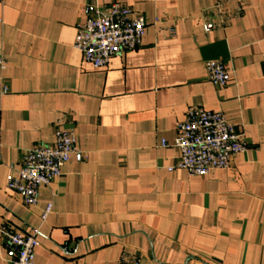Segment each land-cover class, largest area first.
Returning <instances> with one entry per match:
<instances>
[{"label":"crops","instance_id":"0c3cea01","mask_svg":"<svg viewBox=\"0 0 264 264\" xmlns=\"http://www.w3.org/2000/svg\"><path fill=\"white\" fill-rule=\"evenodd\" d=\"M114 1L145 33L94 68L77 26ZM0 56V226L40 228L35 264H264V0H0ZM210 59L232 68L226 85L208 79ZM192 106L244 134L229 167L177 166ZM59 128L77 132V152L26 206L7 175ZM15 257L0 238V264Z\"/></svg>","mask_w":264,"mask_h":264},{"label":"built area","instance_id":"2783aa9c","mask_svg":"<svg viewBox=\"0 0 264 264\" xmlns=\"http://www.w3.org/2000/svg\"><path fill=\"white\" fill-rule=\"evenodd\" d=\"M222 24L227 21L221 16ZM142 14L130 6L114 1L106 11L97 10L95 15L78 24L74 48L81 51L85 61L94 68L108 66L111 58L141 44L146 29ZM205 31L211 30L209 23ZM176 33L175 26L170 28ZM5 58L0 56V70L6 68ZM208 79L217 86H224L232 79L233 70L221 59L205 62ZM7 87H4V92ZM52 144L39 145L29 149L23 156L22 164L15 172H9L6 188L19 195L26 206L38 202L40 188L48 186L62 174V167L77 152L78 134L74 129H57ZM166 144V140H162ZM174 145L180 149L178 167L190 175L204 176L212 169H223L231 165L235 154L247 149L244 134L220 111L190 107L186 118L179 122ZM52 210L49 204L43 214L46 221ZM40 228L24 233L0 226V238L6 246L16 251L12 264H35L36 247L39 243ZM122 264H139L140 258L123 254Z\"/></svg>","mask_w":264,"mask_h":264}]
</instances>
